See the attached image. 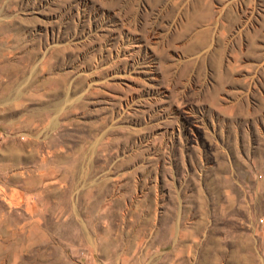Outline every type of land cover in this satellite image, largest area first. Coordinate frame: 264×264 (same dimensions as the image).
Listing matches in <instances>:
<instances>
[{"label": "rangeland", "instance_id": "374dc122", "mask_svg": "<svg viewBox=\"0 0 264 264\" xmlns=\"http://www.w3.org/2000/svg\"><path fill=\"white\" fill-rule=\"evenodd\" d=\"M0 264H264V0H0Z\"/></svg>", "mask_w": 264, "mask_h": 264}]
</instances>
